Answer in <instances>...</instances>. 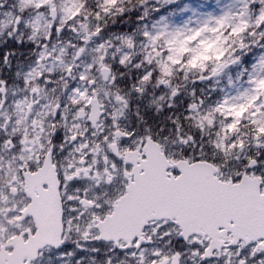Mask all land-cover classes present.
I'll use <instances>...</instances> for the list:
<instances>
[{"label": "snow or ice", "instance_id": "obj_1", "mask_svg": "<svg viewBox=\"0 0 264 264\" xmlns=\"http://www.w3.org/2000/svg\"><path fill=\"white\" fill-rule=\"evenodd\" d=\"M0 264H264V0H0Z\"/></svg>", "mask_w": 264, "mask_h": 264}, {"label": "rangeland", "instance_id": "obj_2", "mask_svg": "<svg viewBox=\"0 0 264 264\" xmlns=\"http://www.w3.org/2000/svg\"><path fill=\"white\" fill-rule=\"evenodd\" d=\"M184 2L186 3H190V4H205L207 6H211L214 2V0H184Z\"/></svg>", "mask_w": 264, "mask_h": 264}]
</instances>
